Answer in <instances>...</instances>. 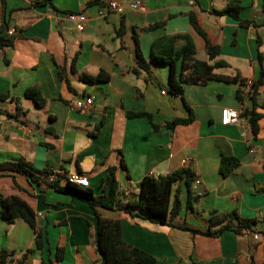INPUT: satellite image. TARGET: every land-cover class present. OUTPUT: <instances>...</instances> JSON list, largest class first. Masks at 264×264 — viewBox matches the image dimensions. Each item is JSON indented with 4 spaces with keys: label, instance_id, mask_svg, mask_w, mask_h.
I'll use <instances>...</instances> for the list:
<instances>
[{
    "label": "crops",
    "instance_id": "0c3cea01",
    "mask_svg": "<svg viewBox=\"0 0 264 264\" xmlns=\"http://www.w3.org/2000/svg\"><path fill=\"white\" fill-rule=\"evenodd\" d=\"M44 1L0 0V32L17 34L14 44L0 51V163L23 159L37 169L54 172L38 179L25 172H0V196L25 200L44 235L43 247L38 248L35 233L24 219L8 223L0 217V251L13 254L5 264L21 260L100 264L99 216L119 220L123 240L153 255L158 264H264V240L253 236L264 234V117L258 122L257 136L243 123H222L224 108L252 109L241 81L254 82L264 70V61L263 66L258 61L260 54L264 58V0H239L241 17L257 22L255 26L212 13L223 9L227 0H140L144 4L140 9L130 6L138 0H118L115 11L109 8L110 0L100 4ZM190 11L197 13L210 40L220 46L214 60L186 15ZM68 12L86 16L83 31L66 17ZM158 22L166 24L145 29ZM180 33L192 36L198 59L226 64L215 68V74L236 81L212 78L205 84L187 83L181 97L169 92L168 66L153 64L149 73L134 71V34L149 60L156 39ZM184 44L178 41L176 50ZM101 70L109 74L108 82L89 83L83 78ZM176 70L182 74L181 59ZM30 88L40 92L42 105L26 95ZM238 92L246 96L243 103ZM90 95L96 97L90 110L75 109L77 99ZM257 101L264 103V81ZM187 105L195 119L174 129L166 127L169 121L189 116ZM129 112L150 113L159 128L145 117H128ZM224 156L240 162L226 176L220 169ZM111 167L117 169L118 204L137 200L145 176H164L188 167L199 181L192 188L197 191L201 185L204 191L189 204L185 183L174 186L172 198L179 191L183 203L175 224L207 231L212 211H236L259 223L242 233L195 234L135 219L124 211L97 208L96 213L74 193L50 186L58 177L65 185L70 175L82 173L89 176L90 189L99 196Z\"/></svg>",
    "mask_w": 264,
    "mask_h": 264
},
{
    "label": "trees",
    "instance_id": "16d2710c",
    "mask_svg": "<svg viewBox=\"0 0 264 264\" xmlns=\"http://www.w3.org/2000/svg\"><path fill=\"white\" fill-rule=\"evenodd\" d=\"M104 0H92L89 4H100ZM44 3L53 4V0H45ZM264 11V8H263ZM242 6L239 0H227V5L223 9H214L215 15H228L238 20L242 25H258L257 22L243 19L241 17ZM189 16L193 29L205 41V50L210 60H214L220 54V46L213 44L208 34L204 31L199 23L196 12L190 11L186 14ZM165 22H158L148 25L145 29L153 31L165 26ZM260 25V24H259ZM17 38L16 33L0 32V51L11 47ZM183 40L185 44L180 50H176L178 41ZM136 66L134 71L151 72L152 65H165L170 69L169 72V92L173 95L184 97V84H205L209 79H224L226 81L235 82V79L224 78L215 74V68L226 65L222 61L215 64H209L197 58V49L192 36L189 33H180L175 35H165L156 39L151 46L150 59L147 60L141 50L140 41L134 34ZM182 61V74L178 75L176 70V61ZM259 64L263 66L264 58L259 55ZM73 69H75L73 67ZM185 71H188L185 73ZM62 75V74H61ZM85 81L89 83L108 82L110 76L107 72L101 70L96 75L83 76ZM264 81V70L260 73V77L253 82L251 90L247 93V97L252 102V109L242 108V115L248 119L249 127L257 136L259 131V120L264 117V113L258 112V108L264 109V103L259 104L257 95ZM241 83L246 86L245 82ZM26 95L36 101L38 105L44 103L40 92L37 89L30 88L26 91ZM240 102H244L245 94L238 92ZM189 116L187 118H176L166 123V127L174 129L178 125H188L194 119V111L187 105ZM128 117H145L157 129L159 126L152 120V115L146 112H129ZM240 162L235 157L224 156L221 160V172L224 176L230 174ZM123 166V164H122ZM12 171L25 172L30 176L38 179L52 175L53 169L46 168L43 170L35 168L32 164L23 159H17L11 162L0 163V172L7 174ZM196 174L191 168H183L181 170L166 174L164 176L147 175L140 182L138 198L135 202H127L118 204L117 193L119 183L117 179V169L111 167L106 177L103 179L101 187L102 193L95 196L91 187H81L73 182L66 181L65 185L60 184V178H56L50 182V186L61 192L74 193L77 197L86 201L93 209L104 208L112 211H124L132 218L148 221L155 224L166 226H177L181 229L191 231L195 234H203L207 236H218L221 233L232 230L242 233L245 230H252L259 223L256 218L242 217L238 212L232 211L227 214H221L217 211L210 213V226L207 231L190 228L186 225H177L174 219L178 217L182 210V201L179 191L172 198L174 186L177 183H185L188 190V203L191 204L196 191L192 188L196 182ZM99 216V215H98ZM0 217L8 223H13L15 219H24L35 233L36 246L42 248L44 244V235L42 230L37 227L36 214L32 207L23 199L11 196H0ZM96 246L100 254V264H158L157 259L137 248L127 244L123 240L122 224L119 220H110L98 217V232L96 235ZM12 252L5 249L0 251V264H5L12 256ZM15 264H25L24 260L17 261Z\"/></svg>",
    "mask_w": 264,
    "mask_h": 264
},
{
    "label": "built area",
    "instance_id": "2783aa9c",
    "mask_svg": "<svg viewBox=\"0 0 264 264\" xmlns=\"http://www.w3.org/2000/svg\"><path fill=\"white\" fill-rule=\"evenodd\" d=\"M130 6L132 9H140L144 6V4L142 1L138 0V1L132 2ZM109 8L110 10H113V11L117 10L119 8L118 0H110ZM66 17L69 20L76 23V27L78 30L83 31L85 29L87 18L84 14L78 13V12H68L66 14ZM252 85H253L252 81H247L246 83L247 92L251 90ZM95 99H96L95 95H90L89 97H86V98H79L75 101L74 107L75 109H78L79 111H83V112L88 111L94 105ZM222 123L224 125H238L240 123H243L244 127H246V130H248L249 128L248 119L242 115V110H236L232 108H224L222 110ZM184 163L186 164L187 161L185 160ZM151 176H154V175L151 174ZM68 181L73 182L81 187L91 186L89 176L86 174H82V173H75V174L70 175L68 177ZM198 183L199 181L196 180L194 185L196 186V184ZM253 236L255 239L264 240V234L262 233L260 234L253 233Z\"/></svg>",
    "mask_w": 264,
    "mask_h": 264
},
{
    "label": "water",
    "instance_id": "95a60500",
    "mask_svg": "<svg viewBox=\"0 0 264 264\" xmlns=\"http://www.w3.org/2000/svg\"><path fill=\"white\" fill-rule=\"evenodd\" d=\"M203 187L201 186V185H199L198 187H197V191H196V193L195 194H197V197L195 198V201H197V199L200 197V195L203 193Z\"/></svg>",
    "mask_w": 264,
    "mask_h": 264
}]
</instances>
